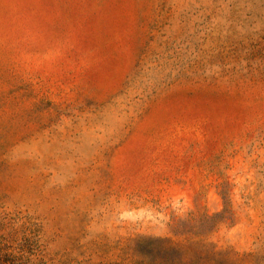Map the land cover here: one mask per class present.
<instances>
[{
  "label": "rangeland",
  "instance_id": "1",
  "mask_svg": "<svg viewBox=\"0 0 264 264\" xmlns=\"http://www.w3.org/2000/svg\"><path fill=\"white\" fill-rule=\"evenodd\" d=\"M0 264H264V0H0Z\"/></svg>",
  "mask_w": 264,
  "mask_h": 264
}]
</instances>
